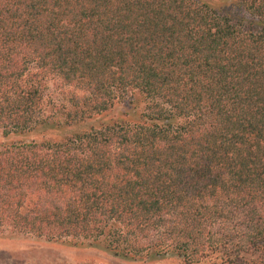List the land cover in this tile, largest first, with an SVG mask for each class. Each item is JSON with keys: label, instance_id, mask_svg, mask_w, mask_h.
I'll list each match as a JSON object with an SVG mask.
<instances>
[{"label": "trees", "instance_id": "1", "mask_svg": "<svg viewBox=\"0 0 264 264\" xmlns=\"http://www.w3.org/2000/svg\"><path fill=\"white\" fill-rule=\"evenodd\" d=\"M0 131V236L264 264V0H0Z\"/></svg>", "mask_w": 264, "mask_h": 264}, {"label": "rangeland", "instance_id": "2", "mask_svg": "<svg viewBox=\"0 0 264 264\" xmlns=\"http://www.w3.org/2000/svg\"><path fill=\"white\" fill-rule=\"evenodd\" d=\"M69 91L70 87L68 86L58 88L53 81L46 80L43 89V100L47 111H54L66 103L65 97ZM123 97L121 103L116 105L106 116V119H115L121 116V113L132 111L131 104L132 107L135 106L138 112L145 111L149 107L148 103L139 94L129 91ZM31 137H26V139L29 140ZM2 142H4V139L0 131V143ZM0 264H180V261L173 257L157 261L130 262L103 249L89 247L86 243L72 246L70 244L47 242L33 237L0 236Z\"/></svg>", "mask_w": 264, "mask_h": 264}]
</instances>
